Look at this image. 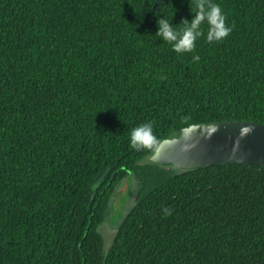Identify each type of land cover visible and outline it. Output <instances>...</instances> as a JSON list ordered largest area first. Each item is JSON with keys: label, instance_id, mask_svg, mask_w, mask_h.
Segmentation results:
<instances>
[{"label": "trees", "instance_id": "1", "mask_svg": "<svg viewBox=\"0 0 264 264\" xmlns=\"http://www.w3.org/2000/svg\"><path fill=\"white\" fill-rule=\"evenodd\" d=\"M212 2L230 34L202 24L176 53L157 20L180 31L196 0H0V264H264V167L148 160L188 126L264 124V0ZM145 123L155 143L131 148Z\"/></svg>", "mask_w": 264, "mask_h": 264}, {"label": "water", "instance_id": "2", "mask_svg": "<svg viewBox=\"0 0 264 264\" xmlns=\"http://www.w3.org/2000/svg\"><path fill=\"white\" fill-rule=\"evenodd\" d=\"M148 160L182 171L225 164L264 167V124L219 121L188 126L162 140Z\"/></svg>", "mask_w": 264, "mask_h": 264}, {"label": "clouds", "instance_id": "3", "mask_svg": "<svg viewBox=\"0 0 264 264\" xmlns=\"http://www.w3.org/2000/svg\"><path fill=\"white\" fill-rule=\"evenodd\" d=\"M196 9L193 19L190 22L185 20L180 31L165 17L158 19L155 35L163 41L172 42L176 53H186L193 51L197 39L204 34L200 27L202 24L207 25L208 42L223 40L230 34L232 28L226 26V16L218 4L212 0H196ZM197 60L199 57L193 56V61ZM155 140L151 123L136 126L131 130L130 147L133 149L149 148Z\"/></svg>", "mask_w": 264, "mask_h": 264}, {"label": "rangeland", "instance_id": "4", "mask_svg": "<svg viewBox=\"0 0 264 264\" xmlns=\"http://www.w3.org/2000/svg\"><path fill=\"white\" fill-rule=\"evenodd\" d=\"M164 172L172 173L174 169L171 167L164 168ZM127 187L123 184L114 193L107 220L100 225L98 231L104 241V251H108L111 247L112 241L116 234L115 226L123 218V216L130 210L136 198V187L131 181L127 180Z\"/></svg>", "mask_w": 264, "mask_h": 264}]
</instances>
